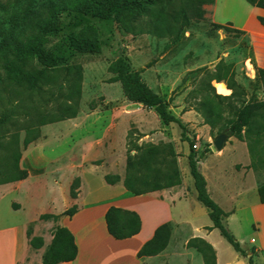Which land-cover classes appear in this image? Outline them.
Listing matches in <instances>:
<instances>
[{"label": "rangeland", "instance_id": "374dc122", "mask_svg": "<svg viewBox=\"0 0 264 264\" xmlns=\"http://www.w3.org/2000/svg\"><path fill=\"white\" fill-rule=\"evenodd\" d=\"M28 1L0 0V43L10 24L7 15L13 12L16 18L19 17L28 8ZM202 8L205 10L203 19L191 18L189 26L175 42L148 32L131 34L124 31L115 17L105 20L85 18L88 25L96 30L101 50L95 54L79 55L72 60L80 64L82 71L76 116L49 122L47 119L54 111L50 104L47 109H41L46 114L43 118L35 115L30 120L16 117L2 140L0 228L17 227L24 221L26 230L27 253L17 264L42 263L55 226L71 218L63 215V211L73 206L78 210L84 201L91 203L112 194L104 180H94L89 183L91 195L83 197L81 202L80 196H84L86 190L81 175L86 170L97 175L109 173L122 174L123 177L127 150L131 149L130 153L133 154L137 146L152 143L162 150L160 156L173 157L181 174L184 150L192 149L197 157L205 149H211L212 137L224 121L235 117V109L240 106V101L261 99V81L255 76V71L252 73L250 70L252 58L246 36L230 23L214 22L208 5ZM116 57L123 58L130 70L139 71L141 79L165 101L167 110L174 115L182 107V111H188V121L195 125L190 126L186 122L182 133L178 125L163 123L153 108L149 112L143 106L127 100L120 83L109 81L111 73L108 66ZM219 63L231 65L230 76L236 83L233 89L238 92L236 97L216 98L205 87L217 71L225 77L229 75V69H217ZM205 72L210 75L206 79ZM213 81H210L211 84ZM221 81L227 89L217 85L224 88H216L217 91H225L221 95H229L232 89L228 88L227 81ZM207 109L210 110V119L214 120L212 127L203 121L202 115ZM26 127L32 129L31 136H35L24 146ZM235 139L230 133L221 149H245L246 142L239 143ZM32 149H43L47 158L43 160L32 155L31 163L24 165L22 158ZM168 149H172L174 155H166ZM15 152L20 154L19 166L30 172L27 181L5 180L13 166ZM249 154L251 162L248 168L252 169L257 183H264V135L258 138V142L252 143ZM157 167L163 169L160 165ZM186 167L189 168L188 163ZM61 190H67L66 205L62 202ZM198 205L204 214L205 208ZM43 213L58 214V220L40 219L39 215ZM199 213L202 219H208L206 214ZM85 220L92 224L90 230L84 228ZM74 224L80 231L82 250L78 264H114V255L131 252L135 245V242H119L106 236L96 211L85 212ZM170 231L168 239H165V231H162L154 243L161 246L167 240L166 246L149 257L142 256L141 264L212 263L205 252L198 250V242H185L189 235L185 223L176 225L170 222ZM249 232L242 230L241 236H250ZM33 236L41 239L42 246L38 249H32L28 244ZM15 241L19 242L20 238L16 237ZM224 243L233 251L226 241ZM223 251L226 256L230 253L225 248Z\"/></svg>", "mask_w": 264, "mask_h": 264}, {"label": "trees", "instance_id": "16d2710c", "mask_svg": "<svg viewBox=\"0 0 264 264\" xmlns=\"http://www.w3.org/2000/svg\"><path fill=\"white\" fill-rule=\"evenodd\" d=\"M214 0H29L28 8L19 17L9 13V27L6 36L0 43V149L4 148L5 138L12 121L21 116L27 120L46 116L41 109L51 111L47 120L66 119L76 116L78 99L81 92L82 71L79 63L73 58L82 54L99 53L100 41L95 29L90 27L85 18L100 20L115 17L121 22L124 31L131 34L148 32L157 37H167L170 42L177 41L191 18L203 19V5L211 4ZM251 5L264 8V0H246ZM35 7H32L33 4ZM264 26V18L259 17ZM2 28V23L0 22ZM245 35V32L237 29ZM246 36V35H245ZM247 38V37H246ZM248 41V38H247ZM249 45V44H248ZM255 76L261 81L262 99L245 102L240 101L236 115L227 119L218 128L217 133L229 128L230 133L237 139L245 141L250 153L252 143L264 135V69L253 65ZM231 68L230 64L219 63L217 69ZM111 73L109 81L119 82L127 100L141 103L143 107L154 111L163 123L175 122L184 130L183 122L167 110L162 97L154 92L140 77L139 71L130 70L126 61L116 57L108 66ZM205 72L204 78L210 75ZM220 75L217 71L205 84L216 98L227 99L237 96L236 85L232 78ZM227 81L232 89L229 95L215 92L211 80ZM224 86L219 82L216 84ZM210 110H205L203 121L209 126L214 125L210 119ZM258 117V118H257ZM257 118V119H256ZM32 129L25 128L23 145L33 140ZM17 149V148H13ZM131 154L127 150L125 172L122 184L131 194H141L149 191L169 188L181 183V174L175 165L173 157L160 156L158 145L145 143L137 146ZM210 149L195 157L192 149L187 156L189 171L193 179L197 200L207 209L212 227L219 230L221 236L241 255L247 257L248 264L254 261V248L250 254L242 249L239 241L223 224L224 215L221 207L209 196L204 176L198 170L196 162ZM168 156L174 155L168 149ZM251 155V154H250ZM14 162L6 181H16L26 177L27 171L19 166L20 154L14 153ZM163 169H160V167ZM143 169V172L140 171ZM146 170V171H145ZM104 181L115 184L121 180L118 174H105ZM261 202H264V183L257 188ZM73 191L71 189V196ZM74 196V195H73ZM77 207H71L62 212L72 216ZM58 214L43 213L40 219L58 220ZM105 228L114 239L129 238L139 232L141 219L139 215L126 208L110 205L104 213ZM207 229L211 227H206ZM162 231L165 239L170 237V222L159 225L151 238L146 240L137 251V256H151L166 246L167 240L161 246L154 245ZM198 242V250L205 252L212 263L215 255L212 246L204 239L195 237L188 240ZM32 249L42 246L40 237L33 236L28 240ZM77 256V245L73 233L63 225L57 224L51 242L43 255L41 264H59L74 260Z\"/></svg>", "mask_w": 264, "mask_h": 264}, {"label": "crops", "instance_id": "0c3cea01", "mask_svg": "<svg viewBox=\"0 0 264 264\" xmlns=\"http://www.w3.org/2000/svg\"><path fill=\"white\" fill-rule=\"evenodd\" d=\"M207 5L211 8V16L214 22L230 23L231 26L245 32L252 58V64H250L252 73H254L253 65L264 69V26L259 21V17L264 18V8L251 5L246 0H214L213 3ZM219 82L224 84L223 81L215 80L212 82L215 92L224 94L225 91H217L219 86L216 87V84ZM226 89L227 87L225 86ZM134 103L132 102V104ZM136 104L142 106L141 103ZM145 109L149 110V112L152 111V109ZM186 113L188 111H182V107H180L174 112V115L185 124L189 122ZM171 123L177 125L175 122ZM189 125L193 126L195 123L189 122ZM235 140L236 142L244 143V141L237 138ZM244 146L245 149H221L220 152L210 149V151L198 158L196 165L205 178L209 196L224 212L223 224L238 238L240 246L247 254H250V249L254 248L255 254L253 258L257 264H264V202L260 201L257 191L258 186L262 183L256 182L252 169L248 168L251 159L245 143ZM189 152L190 149H186L181 155L184 168L181 166L180 169V184L141 194H131L122 184V174H118L121 180L115 184H108L104 181L112 194L107 198L95 200L91 203L82 202L83 197L92 193L89 183L94 180H104L103 176L107 173L97 175L86 170V173L81 175L86 189L85 195L80 196L81 208H78L68 220L61 221V225L66 226L74 235L77 245V256L74 260L60 262L59 264H78L82 250L80 246V231L78 228L76 229L74 223L87 211L98 212L99 222L106 236L114 239L108 234L104 223V213L110 205L133 210L141 219V228L138 233L129 238L114 239L119 242H135L131 252L113 256L114 264H141L143 258L137 256V251L146 240L151 238L154 230L165 222H174L176 225L185 223L189 228V235L185 242L195 237L202 238L208 242L214 250V264H248L247 257L236 252L233 248V251H231L227 247L224 243L226 240L221 236L219 230L212 227L207 209L197 200L193 179L189 168L186 167ZM32 155L34 158L41 157L43 160L47 158L44 156L43 149H32L31 152L23 156L22 162L24 165L31 163ZM203 164H205V167H203ZM27 172V177L21 181L29 180L31 175L29 171ZM87 174H89L88 177L86 176ZM66 193L67 190H61L64 205L68 203ZM198 204L205 208L204 214ZM43 211L38 212V214ZM22 212L24 211L22 210ZM199 212H202L204 216L206 214L208 219L207 217L202 219ZM27 217L25 216V218ZM91 226L90 221L85 220L84 228L90 230ZM206 227L211 228L207 229ZM245 229L250 231V236L243 238L241 231ZM16 237L20 238L19 242L15 241ZM224 248L229 250L228 256L224 254ZM26 253L27 242L24 221L17 227L0 228V264H17L19 260L25 258Z\"/></svg>", "mask_w": 264, "mask_h": 264}, {"label": "water", "instance_id": "95a60500", "mask_svg": "<svg viewBox=\"0 0 264 264\" xmlns=\"http://www.w3.org/2000/svg\"><path fill=\"white\" fill-rule=\"evenodd\" d=\"M230 136V130L225 129L217 134H215L212 137V146L211 149L213 151H218L220 150L223 146L227 138Z\"/></svg>", "mask_w": 264, "mask_h": 264}, {"label": "bare ground", "instance_id": "6f19581e", "mask_svg": "<svg viewBox=\"0 0 264 264\" xmlns=\"http://www.w3.org/2000/svg\"><path fill=\"white\" fill-rule=\"evenodd\" d=\"M223 89H224V88H222V87H219V88H218V90H223Z\"/></svg>", "mask_w": 264, "mask_h": 264}]
</instances>
